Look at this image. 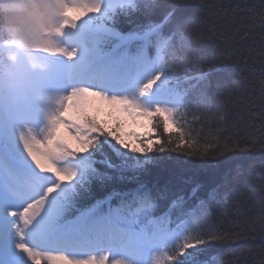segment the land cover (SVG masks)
Segmentation results:
<instances>
[{
	"label": "snow or ice",
	"instance_id": "1",
	"mask_svg": "<svg viewBox=\"0 0 264 264\" xmlns=\"http://www.w3.org/2000/svg\"><path fill=\"white\" fill-rule=\"evenodd\" d=\"M158 3L126 0L124 7L137 10L142 5L151 11ZM62 4V28L73 29L86 18L112 8L111 4L106 7L104 0H62ZM261 5L264 9V0ZM182 7L172 4L162 25L145 33L146 44L155 49L154 57L141 50L129 58L137 75L146 76L139 80L62 81L64 90L40 133L32 129L20 131L18 136L0 133V264H201L198 256L205 246L228 239L203 210L204 201L189 210L184 198L178 197L169 212L153 218L162 194L143 188L137 189L129 202L122 200L119 207L109 206L106 211L102 206L111 197L76 207L78 199L91 196L93 181L104 182L113 175L122 176L132 166L152 163L156 159L153 152L186 156L220 153L223 113H214L215 143L201 142L181 121L186 93L178 91L172 81L177 79V68L186 72L200 63L194 47L198 41L185 31L190 21L178 15ZM259 18L264 53V10ZM165 24L170 26L167 32L163 31ZM241 24H245L243 19ZM254 28L255 24H248L238 31L255 34ZM79 51L62 47L53 54L74 61ZM169 57L176 63L169 65ZM252 59L249 55L242 60L245 68ZM234 67L228 65L226 70ZM208 75L202 72L192 79L199 84L207 81ZM259 85L264 96V62ZM200 95L204 111H208L204 89ZM97 156L103 157V170L97 167ZM261 188L264 190V179ZM209 198L222 206L220 188H214ZM73 209L77 214L69 217Z\"/></svg>",
	"mask_w": 264,
	"mask_h": 264
},
{
	"label": "trees",
	"instance_id": "2",
	"mask_svg": "<svg viewBox=\"0 0 264 264\" xmlns=\"http://www.w3.org/2000/svg\"><path fill=\"white\" fill-rule=\"evenodd\" d=\"M139 3L143 4V0ZM176 3L183 5L178 15L190 21L185 31L198 41L194 47L200 60L199 66L189 67L186 72L177 68V83L184 88L192 113L185 126L201 142L215 143L214 113H223L221 151L206 156L153 152L151 155L156 159L152 163L132 166L122 176L113 175L104 182L93 181L91 196L78 199L76 207L90 206L96 200L115 198L120 193L130 195L140 188L162 194L153 210L154 218L169 212L172 201L178 197L184 198L189 210L204 201L203 210L228 239L205 246L206 250L198 256L201 264H264V190L261 188L264 96L259 85L264 62L259 35V13L264 10L261 0H159L151 11L142 5L137 10H110L101 26H108L114 34L142 32L161 25L171 5ZM248 24H255V34L242 35L238 30ZM162 27L167 32L170 26ZM249 55L253 59L245 68L242 60H247ZM167 62L176 63L171 57ZM228 65L235 67L226 70ZM202 72L209 73L207 81L197 84L192 77ZM201 89L208 98V111H204L201 103ZM197 109L201 111L198 113ZM196 115L202 118L195 119ZM225 145L228 150H224ZM96 160L97 167L103 170V157L97 156ZM214 188H220V207L209 198Z\"/></svg>",
	"mask_w": 264,
	"mask_h": 264
},
{
	"label": "rangeland",
	"instance_id": "3",
	"mask_svg": "<svg viewBox=\"0 0 264 264\" xmlns=\"http://www.w3.org/2000/svg\"><path fill=\"white\" fill-rule=\"evenodd\" d=\"M7 1V0H6ZM11 2V9H15L16 14L13 15V21L10 25L11 34L15 37L16 40L22 42L23 46H51V48H55V42L50 38L43 37V34L48 30H54L58 32V26L63 24V20H61L57 25L51 26L42 23L39 19L38 14L31 13L26 10H22L17 8L18 4L22 3V0H8ZM58 3L61 7V16L63 15V4L62 0H58ZM89 18L81 21L76 29L72 28V33H75L77 36H82L85 41L88 42L91 39H98V35L96 31H93L90 27V23L87 22ZM84 28V29H82ZM100 43V40H99ZM98 44V41H97ZM92 47V45L89 43ZM17 64L19 65L20 74L18 76L17 86L14 88L15 96L17 97V106L21 104V102H27L30 98L29 96L35 95L38 92L37 79L36 76H43L45 72L41 69V66L37 63L35 56H25L18 55L17 56ZM20 86L24 89V91H30L29 93H23ZM28 129H32L37 133H40L43 129V126H33L30 125ZM26 130V129H24ZM137 131H141L137 129ZM19 135V134H18Z\"/></svg>",
	"mask_w": 264,
	"mask_h": 264
},
{
	"label": "clouds",
	"instance_id": "4",
	"mask_svg": "<svg viewBox=\"0 0 264 264\" xmlns=\"http://www.w3.org/2000/svg\"><path fill=\"white\" fill-rule=\"evenodd\" d=\"M16 7L38 14L40 21L46 25L55 26L62 20L58 0H22Z\"/></svg>",
	"mask_w": 264,
	"mask_h": 264
}]
</instances>
